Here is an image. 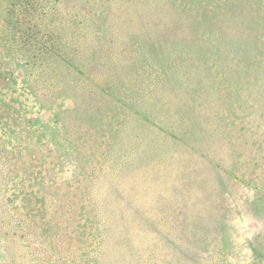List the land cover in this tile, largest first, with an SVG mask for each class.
Wrapping results in <instances>:
<instances>
[{"label": "rangeland", "instance_id": "1", "mask_svg": "<svg viewBox=\"0 0 264 264\" xmlns=\"http://www.w3.org/2000/svg\"><path fill=\"white\" fill-rule=\"evenodd\" d=\"M0 264H264V0H0Z\"/></svg>", "mask_w": 264, "mask_h": 264}]
</instances>
